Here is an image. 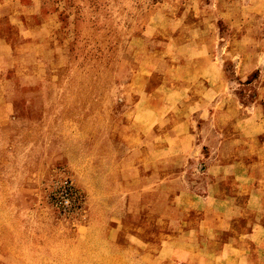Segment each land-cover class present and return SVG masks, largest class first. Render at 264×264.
<instances>
[{
	"label": "rangeland",
	"instance_id": "obj_1",
	"mask_svg": "<svg viewBox=\"0 0 264 264\" xmlns=\"http://www.w3.org/2000/svg\"><path fill=\"white\" fill-rule=\"evenodd\" d=\"M216 1L0 0V38L16 46L0 40V109L14 110L0 124V264L133 263L132 250L120 255L124 242L113 225L125 194L115 190L118 178L106 176L103 134L118 150L120 132L134 120L125 94L135 85L185 77L188 53L200 46L192 21L210 27L211 17L225 47L229 24ZM258 21L264 34V18ZM42 24L52 44L39 75L32 58L44 50L22 41ZM226 70L233 77L231 63ZM259 73L234 86L246 102ZM204 160L188 164L191 180Z\"/></svg>",
	"mask_w": 264,
	"mask_h": 264
},
{
	"label": "crops",
	"instance_id": "obj_2",
	"mask_svg": "<svg viewBox=\"0 0 264 264\" xmlns=\"http://www.w3.org/2000/svg\"><path fill=\"white\" fill-rule=\"evenodd\" d=\"M215 7L229 24L225 47L211 17V28L197 29L192 21L191 37L199 30L200 46L188 53L185 77L149 89L135 85L125 94L134 120L120 132L118 150L103 134L106 176L118 178L115 190L125 194L113 225L124 242L120 255L128 258L132 250V264L159 258L162 264H264V34L258 21L264 0H217ZM45 29L38 26L26 34L36 37L22 41L44 50L32 58L39 75L50 61ZM0 40L16 48L6 35ZM257 72L254 97L246 102L234 86L257 80ZM7 107L0 109V124L13 118ZM200 155L203 167L191 180L188 164Z\"/></svg>",
	"mask_w": 264,
	"mask_h": 264
},
{
	"label": "trees",
	"instance_id": "obj_3",
	"mask_svg": "<svg viewBox=\"0 0 264 264\" xmlns=\"http://www.w3.org/2000/svg\"><path fill=\"white\" fill-rule=\"evenodd\" d=\"M71 195H73V194L72 193L68 194V197L77 199V196L74 197V196H71Z\"/></svg>",
	"mask_w": 264,
	"mask_h": 264
}]
</instances>
